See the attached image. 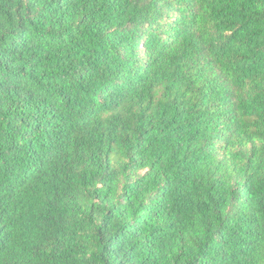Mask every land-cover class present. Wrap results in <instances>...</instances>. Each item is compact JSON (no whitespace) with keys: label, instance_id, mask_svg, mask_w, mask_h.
<instances>
[{"label":"trees","instance_id":"16d2710c","mask_svg":"<svg viewBox=\"0 0 264 264\" xmlns=\"http://www.w3.org/2000/svg\"><path fill=\"white\" fill-rule=\"evenodd\" d=\"M0 264H264V0H0Z\"/></svg>","mask_w":264,"mask_h":264}]
</instances>
